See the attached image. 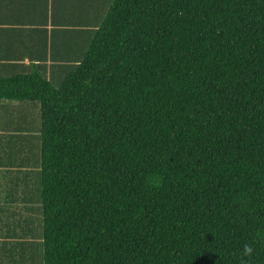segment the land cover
<instances>
[{"label": "trees", "instance_id": "obj_1", "mask_svg": "<svg viewBox=\"0 0 264 264\" xmlns=\"http://www.w3.org/2000/svg\"><path fill=\"white\" fill-rule=\"evenodd\" d=\"M47 66L0 77V264H264V0H52Z\"/></svg>", "mask_w": 264, "mask_h": 264}, {"label": "crops", "instance_id": "obj_2", "mask_svg": "<svg viewBox=\"0 0 264 264\" xmlns=\"http://www.w3.org/2000/svg\"><path fill=\"white\" fill-rule=\"evenodd\" d=\"M52 0H0V77L24 72L17 65L50 66L47 36L52 28ZM51 43L48 42V46ZM0 111H4L3 103Z\"/></svg>", "mask_w": 264, "mask_h": 264}]
</instances>
